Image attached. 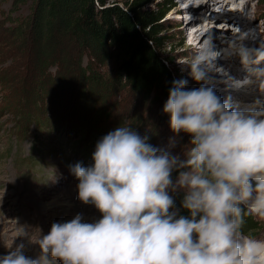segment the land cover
Instances as JSON below:
<instances>
[{
	"label": "clouds",
	"instance_id": "1",
	"mask_svg": "<svg viewBox=\"0 0 264 264\" xmlns=\"http://www.w3.org/2000/svg\"><path fill=\"white\" fill-rule=\"evenodd\" d=\"M233 56L249 79L236 81L217 66ZM189 64L190 76L204 83L189 89L187 80H174L163 107L173 133L191 137L186 158L152 146L128 125L108 132L90 166H70L79 200L101 218L54 222L35 242L38 257L25 255L21 243L0 264H50L49 256L61 264H264V238L243 231L248 216L264 221V35L237 28L222 51L209 36ZM216 83L253 85L259 95L246 104L222 99ZM175 145L170 138L169 148ZM180 190L187 216L170 194Z\"/></svg>",
	"mask_w": 264,
	"mask_h": 264
},
{
	"label": "rangeland",
	"instance_id": "2",
	"mask_svg": "<svg viewBox=\"0 0 264 264\" xmlns=\"http://www.w3.org/2000/svg\"><path fill=\"white\" fill-rule=\"evenodd\" d=\"M211 1L198 0L209 6ZM240 1L238 5L249 2L240 7L245 10V22L256 23L264 35V0ZM173 2L166 25L171 26V36H183L184 41L171 53L169 65L178 80L188 81L189 89L199 88L204 82L190 76L189 63L208 37L191 43L189 33L196 28L185 30L184 22L202 17L194 23L199 28L234 25L223 23L225 10L217 12V17L212 11L200 14L191 10L195 5L188 1L179 7L177 0ZM232 5L227 9L236 13L233 18L241 17L237 10L231 11L236 7ZM33 6V0H0V72L10 70L7 77L12 79L0 85V256L22 243L25 255L36 258L40 249L35 242L50 231L52 223L70 221L77 214L83 215L84 222L101 218L94 205L79 200V181L70 166H90L96 141L108 132L128 125L141 136L150 135L152 146L181 159L186 158L188 148L187 136L173 133L170 116L163 111L168 98L158 91L131 90L125 80L114 77L117 54L113 50L84 48L57 20L53 24L45 17L39 20ZM218 60L225 61L228 68L229 63L240 61ZM225 86L220 84L223 90ZM173 137L176 145L169 148ZM172 175L175 180L179 172ZM170 194L175 199L184 192ZM255 219V237L259 238L264 235V221ZM49 261L61 264L50 256Z\"/></svg>",
	"mask_w": 264,
	"mask_h": 264
},
{
	"label": "trees",
	"instance_id": "3",
	"mask_svg": "<svg viewBox=\"0 0 264 264\" xmlns=\"http://www.w3.org/2000/svg\"><path fill=\"white\" fill-rule=\"evenodd\" d=\"M34 15L38 19L58 21L84 48L95 52L108 49L117 54V80H125L136 92L158 91L169 97L173 81L178 80L169 64L171 53L181 47L183 36L174 38L166 25V14L173 0H33ZM154 3V7L151 6ZM36 13V14H35ZM256 14L254 15V18ZM49 20V21H51ZM240 62V61H239ZM246 73L247 71L242 68ZM10 70L0 72V85L11 82ZM233 88V87H232ZM237 92V91H233ZM186 142L190 146L188 134ZM145 136H148L146 134ZM100 140V139H99ZM150 140V139H149ZM148 140V141H149ZM97 143V141H96ZM178 173V171H175ZM182 194L175 196V205L181 215H189L182 208ZM258 228L254 216L246 217L243 231L256 236Z\"/></svg>",
	"mask_w": 264,
	"mask_h": 264
},
{
	"label": "bare ground",
	"instance_id": "4",
	"mask_svg": "<svg viewBox=\"0 0 264 264\" xmlns=\"http://www.w3.org/2000/svg\"><path fill=\"white\" fill-rule=\"evenodd\" d=\"M185 1L190 2V5H192V4L195 5L194 8H191V10L193 9V11H197L200 14H202L206 10L212 11L213 14H218L219 12H223L221 10H225V14H224V18L225 19H223V23L227 22V24L234 25L232 28L229 25H222V26L218 25V26H215V27H212V28H207V26L201 25V27L199 28L198 24L194 25V23H196L197 20L198 21L201 20L202 17L201 18L198 17L196 19L195 18H189L188 20H186L184 22L183 27L185 28V30L188 29L189 27L196 28L195 31H192V32L189 33V37L188 38H189L191 43H193V41H195V40H198L199 42H201L203 39H205V37L211 36L212 43H213L214 47L217 48L218 51H222L223 49L227 48L228 43L233 38V34L237 31V28H240L243 31H247L248 29L249 30L250 29H255L257 32H261V30L258 28L256 23H250L249 24V22L248 21L245 22L244 17H242V15L245 13V10H244L243 7L240 10V7L243 4L246 6V4L249 3L248 1L246 3H241V4L238 5V2H237L238 0H212L211 1L212 4H210V6H209L208 4L199 3L198 0H177V4L176 5L179 7L182 4V2H185ZM202 1H206V0H202ZM231 3L235 4V5H232L231 7L236 6L235 8H232L231 11L232 10H237L238 14L241 15V17H239V18L237 16L238 19L237 18L236 19L233 18V15L236 14V13H232L231 14L230 11L227 9V8L230 7ZM217 7L220 8L219 9L220 11H216L215 10ZM246 9L248 11H250V9L248 8V5H247ZM226 11H228L229 14L226 13ZM178 12H180L179 9L177 10V13ZM205 16L206 15H204L203 18ZM217 17H220V14H218ZM239 19L241 21H243L242 24L240 23L241 21ZM237 21L239 22L240 25H237V23H238ZM209 22H210V20H209ZM248 25H250V26L248 27ZM226 59H227V62H232V61H237L239 59V57L233 56L231 58H225V60ZM217 66H222L224 69H226L225 67H228L225 61L224 62H220L219 60L217 61ZM235 73L238 75V73H240V72H235ZM209 75L211 77H213L216 81H220L222 79V77H220L219 74H217V73H210ZM220 84H222V83H216V85H215L216 90H218L217 94L220 95L222 97V99H225L224 96L228 95L227 91H229V88H228V86H225V89L223 90L224 87H220ZM248 87L250 88V92H248V93L247 92L245 93V91H247V89H249V88H247V89L244 88L242 90H232V91L230 90L229 91L230 92L229 96H231L232 99L233 98L241 99V102L237 101V102H240V103L246 104V103H250L251 101L253 102L258 97L259 94H258L257 90L255 89V87L253 85H249ZM233 91H237V92H233ZM52 209H54V206H53ZM259 238H264V235H261Z\"/></svg>",
	"mask_w": 264,
	"mask_h": 264
}]
</instances>
